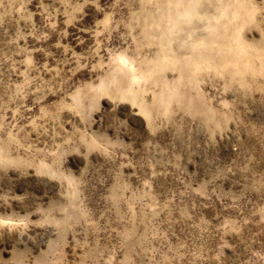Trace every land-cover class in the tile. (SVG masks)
Instances as JSON below:
<instances>
[{
    "label": "rangeland",
    "instance_id": "374dc122",
    "mask_svg": "<svg viewBox=\"0 0 264 264\" xmlns=\"http://www.w3.org/2000/svg\"><path fill=\"white\" fill-rule=\"evenodd\" d=\"M0 264H264V0H0Z\"/></svg>",
    "mask_w": 264,
    "mask_h": 264
}]
</instances>
